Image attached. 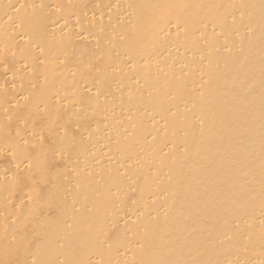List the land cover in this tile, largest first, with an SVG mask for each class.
<instances>
[{
  "label": "bare ground",
  "instance_id": "6f19581e",
  "mask_svg": "<svg viewBox=\"0 0 264 264\" xmlns=\"http://www.w3.org/2000/svg\"><path fill=\"white\" fill-rule=\"evenodd\" d=\"M0 264H264V0H0Z\"/></svg>",
  "mask_w": 264,
  "mask_h": 264
}]
</instances>
